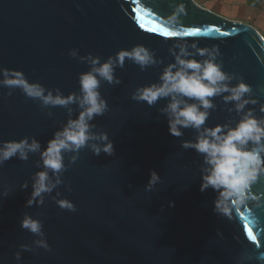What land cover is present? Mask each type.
Instances as JSON below:
<instances>
[{
  "label": "water",
  "instance_id": "1",
  "mask_svg": "<svg viewBox=\"0 0 264 264\" xmlns=\"http://www.w3.org/2000/svg\"><path fill=\"white\" fill-rule=\"evenodd\" d=\"M181 3L185 12L179 20L187 34L168 37L162 20ZM176 42L218 46L223 70L242 76L254 98L264 102V37L194 0H0V69L21 71L30 82L60 88L65 96L79 91V75L90 70L70 57L72 49L106 60L144 45L167 65L174 62L168 49ZM163 66L142 72L126 60L116 70L123 83L102 85L111 111L93 123L108 133L116 155L97 157L86 148L70 164L57 191L76 205V212L61 210L50 197L42 207H25L31 183L26 191L21 185L40 170L38 155L27 162L13 158L0 168V193L5 184L13 186L7 197L0 194V264H18L20 245L37 239L20 226L26 212L43 221L52 251H24L19 264H237L241 255L264 252V208L234 213L232 220L215 214V192L200 191L202 157L181 147L194 131L171 136L158 111L166 101L149 107L131 99L137 87L157 81ZM9 91L0 87V142L34 136L46 147L67 121V110L42 109L20 89L11 96ZM226 116L217 110L207 124L223 123ZM65 163H70L67 157ZM152 170L162 183L146 192ZM253 190L264 192V180Z\"/></svg>",
  "mask_w": 264,
  "mask_h": 264
},
{
  "label": "clouds",
  "instance_id": "2",
  "mask_svg": "<svg viewBox=\"0 0 264 264\" xmlns=\"http://www.w3.org/2000/svg\"><path fill=\"white\" fill-rule=\"evenodd\" d=\"M184 12L181 3L162 20V31L166 36L183 37L187 34L179 20ZM168 52L174 62L165 65L164 58L158 59L155 51L144 45L122 49L106 60L92 53L81 56L77 49H72L70 57L87 63L90 70L79 75V91L67 96L60 88L49 89L39 82H30L21 71L0 69V87L10 89L8 96L18 88L26 98L39 101L42 109L61 107L67 110V121L61 122L46 147L34 136L0 142V168L13 158L27 162L31 155L39 156L35 167L40 170L21 185V190L26 191L31 183L26 208L42 207L45 198L50 197L61 210L76 212V205L61 198L63 194L57 191L65 185L63 176L70 164H75L80 152L86 148L97 157L116 155L108 133L98 131L93 121L111 111L101 87L104 83L110 86L123 83L116 70L123 69L126 60L139 66L142 72L164 65L157 81L137 87L131 99L146 102L149 107L156 106L161 100L166 101L158 111L166 118L171 136L182 138L184 130L194 131L193 139L182 141L181 147L194 150L202 157L200 191L212 189L215 192L214 213L232 220L234 213L264 208V192L253 190L264 180V102L254 98L251 85L242 76L238 78L235 73L223 70V62H218L221 57L218 46L201 48L195 42H176ZM217 110L227 113L225 122L209 126L207 121ZM46 115L51 118L53 112L49 110ZM66 157L69 164L65 163ZM161 183V176L152 170L144 190L154 192ZM67 190L71 192L72 188L67 186ZM12 191L13 186L5 184L0 194L7 197ZM54 191L55 195H52ZM174 206L170 201L169 207ZM20 226L37 239L31 245H20V251L15 253L18 264L24 251L36 252L39 248L52 251L42 220L26 212ZM257 260L264 264V252L259 257L254 253L241 255L237 264H253Z\"/></svg>",
  "mask_w": 264,
  "mask_h": 264
},
{
  "label": "crops",
  "instance_id": "3",
  "mask_svg": "<svg viewBox=\"0 0 264 264\" xmlns=\"http://www.w3.org/2000/svg\"><path fill=\"white\" fill-rule=\"evenodd\" d=\"M199 6L208 9L228 20L235 21L243 18L242 15L252 16L260 7H264V0H205L206 4H202V0H194ZM259 31V30H258ZM262 35V34H261Z\"/></svg>",
  "mask_w": 264,
  "mask_h": 264
},
{
  "label": "rangeland",
  "instance_id": "4",
  "mask_svg": "<svg viewBox=\"0 0 264 264\" xmlns=\"http://www.w3.org/2000/svg\"><path fill=\"white\" fill-rule=\"evenodd\" d=\"M204 1L205 0H202V4L204 3L207 5L208 3H210V2H208V0H207L208 3H205ZM258 1H260V0H258ZM255 12L256 13H254L252 16H249V13L246 16L242 15V17L243 18L245 17L247 20L240 19V20H236V22L237 23H244L246 25L254 27L255 29L259 30V32L264 37V7H260ZM219 16H221V15H219ZM221 17H223V16H221ZM223 18H225V17H223ZM233 22H235V21H233Z\"/></svg>",
  "mask_w": 264,
  "mask_h": 264
},
{
  "label": "snow or ice",
  "instance_id": "5",
  "mask_svg": "<svg viewBox=\"0 0 264 264\" xmlns=\"http://www.w3.org/2000/svg\"><path fill=\"white\" fill-rule=\"evenodd\" d=\"M218 31V30H217Z\"/></svg>",
  "mask_w": 264,
  "mask_h": 264
}]
</instances>
